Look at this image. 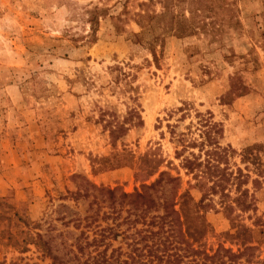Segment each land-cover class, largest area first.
<instances>
[{
  "label": "rangeland",
  "instance_id": "obj_1",
  "mask_svg": "<svg viewBox=\"0 0 264 264\" xmlns=\"http://www.w3.org/2000/svg\"><path fill=\"white\" fill-rule=\"evenodd\" d=\"M161 1L0 0V264H51L25 241L78 234L65 223L108 204L91 185L161 173L201 205L210 253L264 264V0H215L224 31L183 39L139 25Z\"/></svg>",
  "mask_w": 264,
  "mask_h": 264
},
{
  "label": "trees",
  "instance_id": "obj_2",
  "mask_svg": "<svg viewBox=\"0 0 264 264\" xmlns=\"http://www.w3.org/2000/svg\"><path fill=\"white\" fill-rule=\"evenodd\" d=\"M160 4L163 11L140 15L139 25L143 28L163 24L166 33L178 39L194 36L199 31L219 36L227 22L222 14L233 10L223 9L215 0H162ZM182 6L187 12H182ZM202 166L211 168V163L209 160L203 164L184 159V167L189 173ZM222 178L224 175L219 174V180ZM179 180V177L161 173L154 183L144 185L133 194L91 185L106 196L108 204L98 205L93 211V204H97V197L93 196L94 201L89 207L91 214L65 223L78 234L68 232L67 235L73 238L67 239L64 233L54 235L48 230L46 234L31 235L25 242L34 245L44 258L51 260V264H243L245 251L235 253L225 247L213 253L208 251L204 238L209 225L200 215L201 205L194 202L189 192L180 193ZM91 194L86 189L70 193L67 198L77 201L89 198ZM189 204L192 210L186 213ZM123 213H126L125 217ZM191 220L198 222L203 230L198 239L187 228ZM124 225L127 228L121 231ZM117 242L119 246L116 247ZM24 250L28 251L27 248Z\"/></svg>",
  "mask_w": 264,
  "mask_h": 264
}]
</instances>
